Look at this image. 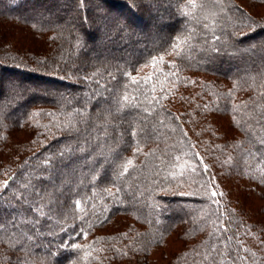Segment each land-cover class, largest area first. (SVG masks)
Masks as SVG:
<instances>
[{
    "label": "trees",
    "instance_id": "trees-1",
    "mask_svg": "<svg viewBox=\"0 0 264 264\" xmlns=\"http://www.w3.org/2000/svg\"><path fill=\"white\" fill-rule=\"evenodd\" d=\"M0 0V264H264V0Z\"/></svg>",
    "mask_w": 264,
    "mask_h": 264
},
{
    "label": "snow or ice",
    "instance_id": "snow-or-ice-1",
    "mask_svg": "<svg viewBox=\"0 0 264 264\" xmlns=\"http://www.w3.org/2000/svg\"><path fill=\"white\" fill-rule=\"evenodd\" d=\"M198 5L196 4L195 0H192V7L195 8L197 7Z\"/></svg>",
    "mask_w": 264,
    "mask_h": 264
}]
</instances>
